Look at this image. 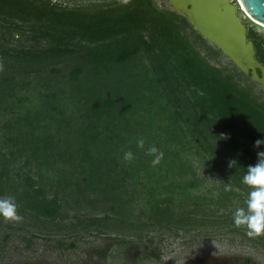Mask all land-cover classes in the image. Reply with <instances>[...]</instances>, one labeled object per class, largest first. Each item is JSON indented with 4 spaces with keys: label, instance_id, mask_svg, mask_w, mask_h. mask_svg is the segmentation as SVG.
Returning a JSON list of instances; mask_svg holds the SVG:
<instances>
[{
    "label": "trees",
    "instance_id": "obj_1",
    "mask_svg": "<svg viewBox=\"0 0 264 264\" xmlns=\"http://www.w3.org/2000/svg\"><path fill=\"white\" fill-rule=\"evenodd\" d=\"M0 21V198L14 197L23 217L7 226L130 236L191 227L196 215L233 223L246 208L242 177L264 151L254 146L264 101L211 62L219 48L201 54L205 39L185 16L153 0H0ZM24 35L31 45L11 44ZM248 36L264 65V39ZM153 145L163 153L155 165ZM73 210L88 213L60 223Z\"/></svg>",
    "mask_w": 264,
    "mask_h": 264
},
{
    "label": "rangeland",
    "instance_id": "obj_2",
    "mask_svg": "<svg viewBox=\"0 0 264 264\" xmlns=\"http://www.w3.org/2000/svg\"><path fill=\"white\" fill-rule=\"evenodd\" d=\"M51 1L61 2L66 6L96 4L99 8H106L129 0ZM153 1L159 8L174 11L186 17L171 4L170 0ZM238 13L245 23L247 37L253 45V39L248 36V32L252 29L264 39V25L241 10ZM1 23L0 21V25ZM189 30L188 27L184 29L185 34H188ZM9 39L14 47L29 46L33 42L25 35L17 41ZM204 39L205 44H199L202 55L207 54V46L217 48L208 39L205 37ZM42 44L45 43L42 42ZM262 47L264 48V43ZM256 60L259 61L257 58ZM211 62L230 69L244 89L252 92L258 100L264 101V86L248 79L247 74L221 51L217 58L211 59ZM198 171L206 175L209 180L219 178V171H210L207 168H198ZM222 212L219 210L217 214ZM87 213L82 210L70 211L69 218L60 223L67 224ZM193 219L198 224L191 227L184 228L170 224L129 236L100 232L95 229L81 230V228L50 234L40 231L35 232L37 235H32L23 229H11L7 226L8 220L2 218L0 264H264V246L254 237L247 236L244 226L237 227L227 220L225 223L220 221L219 223L218 220L207 221L198 215L193 216Z\"/></svg>",
    "mask_w": 264,
    "mask_h": 264
},
{
    "label": "water",
    "instance_id": "obj_3",
    "mask_svg": "<svg viewBox=\"0 0 264 264\" xmlns=\"http://www.w3.org/2000/svg\"><path fill=\"white\" fill-rule=\"evenodd\" d=\"M171 4L251 80L264 86V65L256 60L254 45L238 13L241 10L264 25V0H174Z\"/></svg>",
    "mask_w": 264,
    "mask_h": 264
},
{
    "label": "clouds",
    "instance_id": "obj_4",
    "mask_svg": "<svg viewBox=\"0 0 264 264\" xmlns=\"http://www.w3.org/2000/svg\"><path fill=\"white\" fill-rule=\"evenodd\" d=\"M139 147L144 146L143 139L137 141ZM264 145V137L256 139L254 146L259 147ZM149 154H155L151 163L158 164L163 153L159 152L156 146H151L147 149ZM258 161L254 165H248L247 171L242 177V182L249 186V192L246 198V208L237 207L233 214V223L235 226H244L246 235L249 237H257L264 235V151L257 153ZM125 162L134 159V153L127 150L123 154ZM236 164L235 159H230L228 166L231 168ZM228 185H226V188ZM0 217L11 221H20L23 217L17 211V205L14 202V197L0 198Z\"/></svg>",
    "mask_w": 264,
    "mask_h": 264
},
{
    "label": "bare ground",
    "instance_id": "obj_5",
    "mask_svg": "<svg viewBox=\"0 0 264 264\" xmlns=\"http://www.w3.org/2000/svg\"><path fill=\"white\" fill-rule=\"evenodd\" d=\"M174 0H171V2H173Z\"/></svg>",
    "mask_w": 264,
    "mask_h": 264
}]
</instances>
